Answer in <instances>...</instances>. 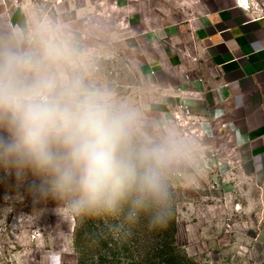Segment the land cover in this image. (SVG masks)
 Instances as JSON below:
<instances>
[{"label":"clouds","instance_id":"9594fccd","mask_svg":"<svg viewBox=\"0 0 264 264\" xmlns=\"http://www.w3.org/2000/svg\"><path fill=\"white\" fill-rule=\"evenodd\" d=\"M195 141L173 126L146 125L140 110L90 75V58L58 22L0 30V169L39 178L38 199L77 215L146 220L163 228L173 180L191 169Z\"/></svg>","mask_w":264,"mask_h":264},{"label":"crops","instance_id":"0c3cea01","mask_svg":"<svg viewBox=\"0 0 264 264\" xmlns=\"http://www.w3.org/2000/svg\"><path fill=\"white\" fill-rule=\"evenodd\" d=\"M114 1L138 54L150 55L141 73L164 87L172 104L163 115H181L212 152L195 184L183 173L184 190L246 216L204 223L209 240H201L200 250L264 264V0L249 10L235 0Z\"/></svg>","mask_w":264,"mask_h":264},{"label":"rangeland","instance_id":"374dc122","mask_svg":"<svg viewBox=\"0 0 264 264\" xmlns=\"http://www.w3.org/2000/svg\"><path fill=\"white\" fill-rule=\"evenodd\" d=\"M123 18L114 0H0V30L30 28L37 21L58 22L88 53L91 79L96 84L136 106L149 129L173 126L195 141L197 165L200 170H209L204 160L212 152L204 150L205 143L199 138L202 132L196 129L189 133L181 115L172 119L163 115L165 105L172 104L165 88L141 73L139 66L150 55L138 54L137 44L129 37L133 30L125 27ZM178 172L184 175L191 169ZM182 175L173 180L180 231L177 244L197 264H241L232 251L220 253L212 247L203 251L199 244L207 239L204 223L238 221L246 216L224 210L216 200L201 201L197 192L184 190ZM38 183L39 178L31 173L18 179L0 169V264H79L83 247L77 244L75 228L83 216L63 206L57 211L58 203L52 198L38 199L33 187ZM91 218L98 223L100 217ZM103 220L109 232L115 231L108 218ZM213 226L207 227L212 228V236ZM88 249L95 255V241ZM86 258L91 261V256Z\"/></svg>","mask_w":264,"mask_h":264},{"label":"trees","instance_id":"16d2710c","mask_svg":"<svg viewBox=\"0 0 264 264\" xmlns=\"http://www.w3.org/2000/svg\"><path fill=\"white\" fill-rule=\"evenodd\" d=\"M177 213L173 200L172 216L163 228H150L142 219L129 229L122 218L100 217L97 223L94 218L83 216L75 228L77 244L83 247L79 264H197L177 244ZM103 218H108L115 231H108ZM93 241L95 255L88 251V244ZM87 256H91V261Z\"/></svg>","mask_w":264,"mask_h":264},{"label":"built area","instance_id":"2783aa9c","mask_svg":"<svg viewBox=\"0 0 264 264\" xmlns=\"http://www.w3.org/2000/svg\"><path fill=\"white\" fill-rule=\"evenodd\" d=\"M235 4L239 8L249 10L254 6V0H235ZM180 172L176 173V176H181Z\"/></svg>","mask_w":264,"mask_h":264}]
</instances>
